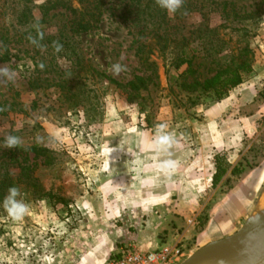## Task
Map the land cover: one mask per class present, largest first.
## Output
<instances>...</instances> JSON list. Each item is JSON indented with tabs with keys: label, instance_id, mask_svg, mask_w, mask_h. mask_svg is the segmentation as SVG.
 Returning <instances> with one entry per match:
<instances>
[{
	"label": "rangeland",
	"instance_id": "rangeland-1",
	"mask_svg": "<svg viewBox=\"0 0 264 264\" xmlns=\"http://www.w3.org/2000/svg\"><path fill=\"white\" fill-rule=\"evenodd\" d=\"M55 1L0 0V53H9L7 61H0V70L7 69L0 71V178L6 176L9 187H18L19 199L28 206L17 220L0 204V264H77L89 248L109 254L117 230L131 225L135 231V225L145 219V213L133 207L145 197L139 168H151L144 175L160 185L168 180L175 183L168 202L153 207L154 214L175 203L181 220L174 227L195 216V230L200 232L212 204L238 180L264 166V116L256 120L255 131L243 134L236 164L241 172L223 176L216 186L195 194L190 182L199 175L198 168H212L211 154L200 160L198 136L210 122L216 101L200 94L192 104L195 93L175 83L185 67L166 71L162 57L154 53L158 85L145 93L151 100L145 103L151 120L147 126L137 99H127L106 78L125 83L135 75L149 74L136 54V40L149 43L151 36H136L142 24L136 26V15L123 17L129 3L105 0L97 28L78 34L71 30L78 15L66 6L81 9L83 5L59 0L62 5L47 10ZM131 8L142 10L137 4ZM159 10L170 18L172 31L194 40L191 46L198 48L194 66L201 75L211 72V57L200 45L209 39L207 35L210 40L223 38L231 46H241L243 31L237 29L245 28V39L255 55L253 67L264 54V0H184L175 14L158 4L148 8ZM198 27L201 35H190ZM116 63L125 70L114 74ZM162 125L163 132L176 141L168 152L151 147ZM9 134L21 138L19 147L3 146ZM32 145L46 152L38 155L25 150ZM164 160L174 161V166L161 169ZM169 190L166 186L156 189L159 194ZM235 202L227 208L232 211ZM245 220L235 221L230 234ZM197 248L188 244L186 254Z\"/></svg>",
	"mask_w": 264,
	"mask_h": 264
},
{
	"label": "crops",
	"instance_id": "crops-1",
	"mask_svg": "<svg viewBox=\"0 0 264 264\" xmlns=\"http://www.w3.org/2000/svg\"><path fill=\"white\" fill-rule=\"evenodd\" d=\"M212 112L213 116L209 118L210 122L205 124L206 126L202 128L201 134L198 136L200 160H207L211 154L212 168H198L199 175L190 182L195 189V194L199 193L200 195L212 186V176L216 171L213 158L216 155L224 156L230 167L223 179L229 177L231 169L237 164L244 132L255 131L256 120L260 116H264V54H260L253 67L252 75L230 90L228 96L217 101ZM139 169L143 174L142 181L145 182L141 194L145 197L134 202L133 207L140 208L145 213V219H140L141 222L135 225V231H132L131 225L123 226L117 230L114 239L112 238L114 242L109 254L89 248L77 264H104L123 243L135 244L141 250H154L164 243L179 240L185 249L188 244H193L197 248L208 241L230 234L229 230L234 227L235 221L251 216L264 197L263 166L238 180L222 198L212 204L209 219L200 232L195 230L194 225L187 224V217L184 224L181 223L174 227V223L177 224L181 220L175 213H181V210L179 212L175 208L177 204L169 203L168 206L162 208L160 215L154 214L153 207L164 204L175 183L168 180L166 184L160 185L158 180H152L148 175H144L148 174L151 168ZM189 169L193 171L196 168ZM180 185L181 188L184 187L183 183ZM161 186H166L170 190L159 194L156 189ZM232 200L236 201V206L231 211L227 205L231 204ZM225 202L226 205H224ZM194 210L197 213L199 211L197 206H194ZM172 219H174L173 223Z\"/></svg>",
	"mask_w": 264,
	"mask_h": 264
},
{
	"label": "trees",
	"instance_id": "trees-1",
	"mask_svg": "<svg viewBox=\"0 0 264 264\" xmlns=\"http://www.w3.org/2000/svg\"><path fill=\"white\" fill-rule=\"evenodd\" d=\"M83 5L81 9L75 7L66 6L72 14H77L78 19L72 24L71 30L75 33H90L97 28L96 22L100 21L103 17V6L105 0H77ZM129 3L127 10L123 11V17L128 19L129 15H136L134 21L137 22L136 26L141 21L142 24L139 30L136 31V36H151L149 43L137 39L136 54L140 64L144 67L145 71L149 72L148 75H135L132 79L121 83L114 78L106 76L110 83L114 84L116 88L122 89L126 93V98L129 100L137 99V105L139 111L145 114V122L147 126L151 125L150 111L146 108L147 100L145 93H148L151 87H157V74H156V61L151 59L154 53L160 55L164 61L165 70L173 68L176 72L181 67H185L180 71L175 78L176 85L183 91L194 94L195 98L191 100L192 104L196 103L200 94H207L213 97L214 101H220L228 96L230 90L243 83L246 76L253 72L254 51L250 47L248 41L245 39L247 30L245 28L237 29L242 32L243 42L241 46H231L223 38H217L210 40V36L207 35V41L201 42V48H203L210 58L209 74L201 75L197 68L195 59L197 57V46L192 47L191 43L194 40H190L191 36L177 35L172 28L169 27V19H166V13L159 11H148L151 4H157L156 0H125ZM63 4L59 0L53 2L51 6L46 9L56 7V4ZM141 6L142 10L133 12L131 6ZM126 6V5H125ZM42 8H45V4H42ZM46 15V13H44ZM140 16V17H139ZM155 23H154V22ZM153 22L154 24L148 25ZM134 30V31H133ZM131 32H135L133 29ZM209 34H214V29H204ZM203 31L201 28H195L190 31V35L194 33H200ZM199 35V34H198ZM209 36V37H208ZM199 37V36H198ZM9 59L8 52L0 53V61H7ZM213 65V67H211ZM25 150L34 152L35 154H44L46 149L37 145L25 147ZM214 164L216 171L212 176V186H216L220 179L225 175L226 171L230 167L224 156H215ZM241 172L237 166L231 169L232 175H237ZM10 182L6 176L0 178V198L3 197Z\"/></svg>",
	"mask_w": 264,
	"mask_h": 264
},
{
	"label": "water",
	"instance_id": "water-1",
	"mask_svg": "<svg viewBox=\"0 0 264 264\" xmlns=\"http://www.w3.org/2000/svg\"><path fill=\"white\" fill-rule=\"evenodd\" d=\"M252 215L239 229L208 241L179 264H264V216L253 218ZM256 240L259 244L254 250L252 243Z\"/></svg>",
	"mask_w": 264,
	"mask_h": 264
},
{
	"label": "clouds",
	"instance_id": "clouds-1",
	"mask_svg": "<svg viewBox=\"0 0 264 264\" xmlns=\"http://www.w3.org/2000/svg\"><path fill=\"white\" fill-rule=\"evenodd\" d=\"M157 4L165 9L170 14H175L184 4V0H156ZM60 46L57 45V51H59ZM43 68V65H41ZM125 70L124 66L120 63H116L112 67L114 74H119L121 71ZM7 72V69L0 70ZM164 126L162 125L158 130L151 147L154 150L160 152H168L169 148L176 143L173 136L168 133L163 132ZM22 141L19 136L9 134L4 140L3 146L8 149L17 148L21 145ZM161 169H168L174 166V161L164 160L159 165ZM22 196L21 190L16 186H11L8 189L7 195L4 197L3 201L0 202L2 206L6 209L7 213L13 219H21L28 211V206L19 197Z\"/></svg>",
	"mask_w": 264,
	"mask_h": 264
},
{
	"label": "built area",
	"instance_id": "built-area-1",
	"mask_svg": "<svg viewBox=\"0 0 264 264\" xmlns=\"http://www.w3.org/2000/svg\"><path fill=\"white\" fill-rule=\"evenodd\" d=\"M195 219V216L189 218L188 225H194ZM187 255L179 240L154 250H141L135 244L123 243L104 264H179Z\"/></svg>",
	"mask_w": 264,
	"mask_h": 264
},
{
	"label": "bare ground",
	"instance_id": "bare-ground-1",
	"mask_svg": "<svg viewBox=\"0 0 264 264\" xmlns=\"http://www.w3.org/2000/svg\"><path fill=\"white\" fill-rule=\"evenodd\" d=\"M262 216H264V197L261 199L259 206L256 207V209H255V211H254V213L252 215L253 218H259V217H262ZM258 244H259L258 240L254 241L252 243V248L254 250L257 249Z\"/></svg>",
	"mask_w": 264,
	"mask_h": 264
}]
</instances>
